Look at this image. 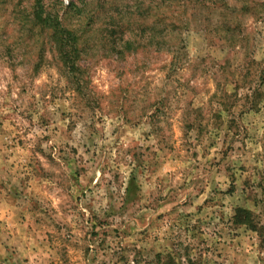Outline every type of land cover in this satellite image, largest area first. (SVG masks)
<instances>
[{
    "label": "rangeland",
    "instance_id": "rangeland-1",
    "mask_svg": "<svg viewBox=\"0 0 264 264\" xmlns=\"http://www.w3.org/2000/svg\"><path fill=\"white\" fill-rule=\"evenodd\" d=\"M70 1L79 90L0 34V264H264V0ZM155 20L163 50L115 53Z\"/></svg>",
    "mask_w": 264,
    "mask_h": 264
},
{
    "label": "trees",
    "instance_id": "trees-1",
    "mask_svg": "<svg viewBox=\"0 0 264 264\" xmlns=\"http://www.w3.org/2000/svg\"><path fill=\"white\" fill-rule=\"evenodd\" d=\"M48 1L0 0V34L4 31V23H8V19H11L12 24L17 27L15 30L17 35L15 40H13L15 43L12 49L4 46V52L11 56L12 51L17 47L38 49L37 59L33 65V68L35 67L37 70L47 46L48 50L54 53L53 55L65 75L64 77L68 82L76 85L79 90V82H81L82 74L85 71L82 63L89 50L88 42L85 38L88 24L82 27H75L70 23L67 16L72 10L76 9L78 12H86L88 17L90 10L77 9L74 3L70 1L60 13L54 7H50V4H46ZM85 6L86 3L83 2L82 7ZM155 8L158 9L159 6ZM92 14L87 18V21L93 18ZM129 27L127 25V28ZM115 28H117V32L120 35L118 36L119 38L112 40L111 46L113 49H119V51L115 52L119 56H124L125 53L130 51L143 49L147 45L153 47L156 51L163 50L167 42L164 36L165 33L168 30L172 33L175 31L174 27L171 30L169 25L162 20H155L154 24H145L138 27L141 33H145L147 30L150 31V34L146 37L133 34L125 35L122 31V26L118 24L115 25ZM22 55L24 56V54L19 52L17 57L21 58ZM232 224L236 227L243 226L251 232L261 234L260 227L254 220L252 212L248 209L237 208L232 218Z\"/></svg>",
    "mask_w": 264,
    "mask_h": 264
}]
</instances>
